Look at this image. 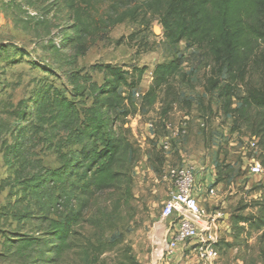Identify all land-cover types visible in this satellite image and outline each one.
I'll use <instances>...</instances> for the list:
<instances>
[{"label":"rangeland","instance_id":"1","mask_svg":"<svg viewBox=\"0 0 264 264\" xmlns=\"http://www.w3.org/2000/svg\"><path fill=\"white\" fill-rule=\"evenodd\" d=\"M146 1L93 0L83 27L65 0H0V264H24L11 240L41 235L39 216H63L71 209L81 210L75 225L80 234L55 264H151L150 237L172 189L163 179L169 166L193 169L206 209L225 214L220 257L213 264H264V228L237 222L241 215L258 218L264 208V146L248 143L256 138L261 116L242 125L225 114L219 91L204 89L214 67L208 51L184 40L170 43L158 16L146 13ZM114 12L125 20L116 23V16L110 18ZM175 57L183 60L187 77L176 79L180 97L170 110L162 115L158 102L116 122V132L138 150L130 192L120 185L81 195L83 181L75 171L68 176L69 201L60 185L45 181L47 170L62 167L80 147L69 146L64 132L39 123L42 91L57 88L79 101L76 89L87 85V77L104 82L97 64L145 66L134 93L140 104L156 65ZM252 80L264 86V73L255 72ZM162 138H168L170 150L160 144ZM253 158L262 173H252ZM210 188L216 190L213 198L207 195ZM167 259L164 264H208L191 257L184 244Z\"/></svg>","mask_w":264,"mask_h":264},{"label":"trees","instance_id":"2","mask_svg":"<svg viewBox=\"0 0 264 264\" xmlns=\"http://www.w3.org/2000/svg\"><path fill=\"white\" fill-rule=\"evenodd\" d=\"M115 1L118 4L119 0ZM65 3L73 17L87 27L83 19L91 15L93 0H65ZM143 5L146 13L158 16L170 43L184 40L189 46L208 51L214 67L206 79L205 92L218 90L224 113L235 117L237 124L250 125L254 116H261L254 133L258 144L264 146V86H257L252 80L255 72L264 73V0H147ZM114 16L116 23L125 20L120 12H114L110 18ZM80 22L78 30L82 29ZM182 63L181 58L175 57L157 64L140 104L134 93L143 81L145 66L127 70L110 63L97 64L95 68L105 73L104 82L99 84L87 77V85L76 89V96L82 97L79 101L57 88L42 91L39 123L48 124L57 133L64 132L69 146L80 147L77 156L62 167L47 170L45 181L60 185L69 201L72 194L66 191V186L69 174L75 171L83 181L81 195L120 185H126L130 192L138 150L116 132V122L120 116L126 118L150 110L158 102L163 103L162 115L166 114L180 97L176 79L187 77ZM261 212L258 218L241 215L237 222L254 221L256 228H264V208ZM38 218L41 235L19 236L11 240L10 247L15 248L14 255L24 264H55L78 240L80 233L75 225L82 220L81 210Z\"/></svg>","mask_w":264,"mask_h":264},{"label":"built area","instance_id":"3","mask_svg":"<svg viewBox=\"0 0 264 264\" xmlns=\"http://www.w3.org/2000/svg\"><path fill=\"white\" fill-rule=\"evenodd\" d=\"M248 143L251 148H256L258 139L253 137ZM160 144L170 150L168 138H162ZM250 162L253 174L262 173L259 161L253 158ZM163 179L171 184L172 189L163 204L159 227L150 237V263L164 264L180 244H184L194 258L213 264L220 257L218 245L222 239L221 223L225 214L206 209L204 204L207 198L193 169L169 166L164 171ZM207 195L209 198L215 197L216 190L210 188Z\"/></svg>","mask_w":264,"mask_h":264},{"label":"crops","instance_id":"4","mask_svg":"<svg viewBox=\"0 0 264 264\" xmlns=\"http://www.w3.org/2000/svg\"><path fill=\"white\" fill-rule=\"evenodd\" d=\"M223 226V225H222ZM222 226H221V228H222ZM221 231H222V229H221ZM185 246V245H184ZM185 249H186V247H185ZM187 250V249H186ZM191 257H193L192 255H191Z\"/></svg>","mask_w":264,"mask_h":264},{"label":"water","instance_id":"5","mask_svg":"<svg viewBox=\"0 0 264 264\" xmlns=\"http://www.w3.org/2000/svg\"><path fill=\"white\" fill-rule=\"evenodd\" d=\"M159 30H160L159 28H156V31H157V32H159Z\"/></svg>","mask_w":264,"mask_h":264}]
</instances>
